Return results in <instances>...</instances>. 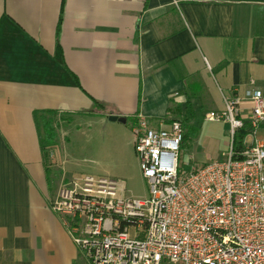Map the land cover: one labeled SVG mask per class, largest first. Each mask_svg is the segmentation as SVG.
I'll return each mask as SVG.
<instances>
[{"label": "crops", "instance_id": "obj_1", "mask_svg": "<svg viewBox=\"0 0 264 264\" xmlns=\"http://www.w3.org/2000/svg\"><path fill=\"white\" fill-rule=\"evenodd\" d=\"M255 90L264 96V0H0V264H75L80 252L49 207L36 111L121 129L101 152L124 186L140 115L196 126L229 97L248 115ZM65 152H50L51 168L67 171Z\"/></svg>", "mask_w": 264, "mask_h": 264}, {"label": "built area", "instance_id": "obj_2", "mask_svg": "<svg viewBox=\"0 0 264 264\" xmlns=\"http://www.w3.org/2000/svg\"><path fill=\"white\" fill-rule=\"evenodd\" d=\"M248 96V115L239 97L206 113L208 121L228 123L231 145L225 159L191 172L180 168L182 123L155 127L140 115L134 149L150 186L146 198L124 196L121 181L107 176L61 183L49 207L89 264H264V96ZM247 122L251 129L235 149Z\"/></svg>", "mask_w": 264, "mask_h": 264}, {"label": "rangeland", "instance_id": "obj_3", "mask_svg": "<svg viewBox=\"0 0 264 264\" xmlns=\"http://www.w3.org/2000/svg\"><path fill=\"white\" fill-rule=\"evenodd\" d=\"M202 115L201 113H197L198 122L196 126L191 122H184V135L186 139L181 145L179 154L180 168L184 172H191L194 167L207 164L213 160L225 159L229 152L231 140L228 129L224 125L217 124L215 121H203ZM95 123L98 127L88 123L85 116L78 127L75 122H67L65 120V126L61 128V141L59 144L66 151L63 158L67 171L65 172L64 169L62 171L61 162H58V166L56 165L51 168L52 165L49 160L52 155L49 156L50 183L48 184V189L51 198H53L56 189L63 181H68L74 177L94 175L122 180L121 177L105 174L103 171L105 163L110 160L101 152V148L107 144L109 136L113 135L120 138L122 137V130L118 128L112 129L111 126L103 123ZM203 130L205 131V135L202 133ZM212 131L215 134L209 133ZM258 137L264 140L263 130L259 131ZM127 163L128 176L124 183V196L146 198L149 195L150 186L142 178L137 154L129 156ZM137 169L140 170L142 177ZM75 264H89V262L79 252Z\"/></svg>", "mask_w": 264, "mask_h": 264}, {"label": "trees", "instance_id": "obj_4", "mask_svg": "<svg viewBox=\"0 0 264 264\" xmlns=\"http://www.w3.org/2000/svg\"><path fill=\"white\" fill-rule=\"evenodd\" d=\"M100 106V104L98 105ZM35 124L37 126L39 143L43 154V161L47 168L50 152L53 151L60 142L61 128L65 126V120L68 121V118L65 117L62 113L57 111H36L34 113ZM191 118H185L179 120L184 128V122H190ZM251 127L246 123L245 127L238 132H236L233 145L235 149H240L243 145L244 138L247 136ZM186 136L184 135V140Z\"/></svg>", "mask_w": 264, "mask_h": 264}, {"label": "water", "instance_id": "obj_5", "mask_svg": "<svg viewBox=\"0 0 264 264\" xmlns=\"http://www.w3.org/2000/svg\"><path fill=\"white\" fill-rule=\"evenodd\" d=\"M108 119L110 121H113V122H116V121H119L121 123H126L127 122L125 117H120L119 115H109Z\"/></svg>", "mask_w": 264, "mask_h": 264}]
</instances>
